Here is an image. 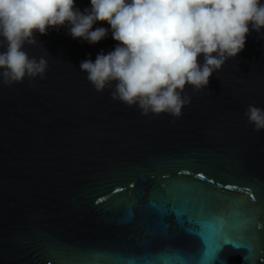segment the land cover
<instances>
[{
    "label": "water",
    "instance_id": "obj_1",
    "mask_svg": "<svg viewBox=\"0 0 264 264\" xmlns=\"http://www.w3.org/2000/svg\"><path fill=\"white\" fill-rule=\"evenodd\" d=\"M98 27L37 33L44 79L0 82V264H264V29L174 118L94 89L80 63L119 43Z\"/></svg>",
    "mask_w": 264,
    "mask_h": 264
},
{
    "label": "clouds",
    "instance_id": "obj_2",
    "mask_svg": "<svg viewBox=\"0 0 264 264\" xmlns=\"http://www.w3.org/2000/svg\"><path fill=\"white\" fill-rule=\"evenodd\" d=\"M81 12L75 0H0V82L11 87L25 78L44 79L48 62L29 57L25 45L36 34L67 26L73 39L96 44L110 25L119 42L80 63L98 93L111 88V99L137 107L141 115L167 113L179 118L190 103L187 86L200 91L209 78L245 47L252 30L264 29L261 0H90ZM203 55V64L198 58ZM114 85V87H113ZM244 115L254 131H264V109L249 105ZM174 122V121H173Z\"/></svg>",
    "mask_w": 264,
    "mask_h": 264
},
{
    "label": "snow or ice",
    "instance_id": "obj_3",
    "mask_svg": "<svg viewBox=\"0 0 264 264\" xmlns=\"http://www.w3.org/2000/svg\"><path fill=\"white\" fill-rule=\"evenodd\" d=\"M201 178H203V177H201Z\"/></svg>",
    "mask_w": 264,
    "mask_h": 264
}]
</instances>
